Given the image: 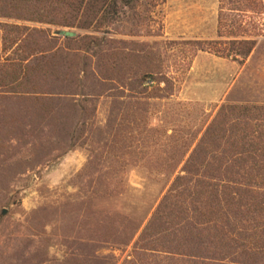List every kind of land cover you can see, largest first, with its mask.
Here are the masks:
<instances>
[{
    "label": "trees",
    "instance_id": "16d2710c",
    "mask_svg": "<svg viewBox=\"0 0 264 264\" xmlns=\"http://www.w3.org/2000/svg\"><path fill=\"white\" fill-rule=\"evenodd\" d=\"M165 1L0 0V155L12 141L30 145L32 158L40 150L45 158L66 153L62 134L75 148L99 146L115 132V147L139 122L160 138L143 154L144 167L168 188L143 230L132 228L122 241L132 245L123 264H264V104H223L211 117L191 114L187 124L173 114L156 128L148 114L151 101L176 97L199 53L244 64L264 40V0H218L212 40L113 39L162 38L153 25ZM60 30L87 34L64 38ZM103 99L111 107L95 139L97 108L88 104ZM78 111L83 119L70 133L65 120ZM124 144L113 154L118 165L103 174L106 183L139 163ZM108 145L92 164L112 153ZM73 264L115 263L95 257Z\"/></svg>",
    "mask_w": 264,
    "mask_h": 264
},
{
    "label": "rangeland",
    "instance_id": "374dc122",
    "mask_svg": "<svg viewBox=\"0 0 264 264\" xmlns=\"http://www.w3.org/2000/svg\"><path fill=\"white\" fill-rule=\"evenodd\" d=\"M217 9L218 0H166L154 15L153 26L161 27L162 38L114 36L113 39L212 40L216 36ZM1 49L0 32V52ZM110 103L111 100L103 99L88 104L89 108H97L93 138L105 124ZM190 103L197 107V112L184 108ZM150 104L148 114H154L151 121L154 128L160 120L170 122L173 114H180L181 124H187L191 114L211 117L223 104L263 105L264 40L244 64L199 53L176 97ZM82 115L79 111L69 114L66 131L75 133ZM129 122H125L124 129ZM123 133L125 144L114 147V132L99 146L86 143L75 148L70 147L69 138L62 134L64 141L60 146L67 152L54 151L46 158L42 150L32 158L30 145L11 142L7 152L0 155V264H73L95 257L123 264L128 259L132 245L125 247L122 241L132 228H140L139 233L143 230L165 194L168 180L144 167L143 154L147 149L152 153L160 143L154 131L146 130L138 122ZM106 141L109 144L106 151L112 153L92 164ZM122 144L139 156V163L137 167L125 168L124 177L114 174L111 184L106 183L103 174L112 172L111 165H118L113 154ZM117 187H122V194L109 195Z\"/></svg>",
    "mask_w": 264,
    "mask_h": 264
},
{
    "label": "water",
    "instance_id": "95a60500",
    "mask_svg": "<svg viewBox=\"0 0 264 264\" xmlns=\"http://www.w3.org/2000/svg\"><path fill=\"white\" fill-rule=\"evenodd\" d=\"M76 35L77 34L75 32L68 31V30H60L57 33V36H61V37H64V38H75ZM5 214H6V212H3V215H5Z\"/></svg>",
    "mask_w": 264,
    "mask_h": 264
}]
</instances>
